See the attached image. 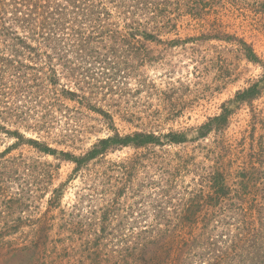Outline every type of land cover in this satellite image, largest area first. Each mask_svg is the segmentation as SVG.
I'll return each mask as SVG.
<instances>
[{"label":"rangeland","instance_id":"374dc122","mask_svg":"<svg viewBox=\"0 0 264 264\" xmlns=\"http://www.w3.org/2000/svg\"><path fill=\"white\" fill-rule=\"evenodd\" d=\"M178 19L177 33L164 34L163 44L148 48L146 64L130 53L118 54V63L129 67L126 74L110 63L106 69L84 63L89 85L80 86L88 100L49 93L37 99L42 107L30 110L35 98L4 96L0 124L75 155L115 131L186 132L192 140L224 103L264 75V0H203L196 16L184 13ZM177 38L179 45L169 43ZM249 50L258 61L249 60ZM63 74L58 92L81 88ZM112 75L118 77L111 82ZM231 108L228 126L205 140L117 149L78 172L73 163L0 130V264L183 263L167 252V236L180 227L177 212L204 172L219 168L234 184L237 174L247 171L253 114L264 116V94L251 107ZM260 127L254 136L263 133ZM58 189L62 196L55 201ZM101 228L102 237H95Z\"/></svg>","mask_w":264,"mask_h":264},{"label":"trees","instance_id":"16d2710c","mask_svg":"<svg viewBox=\"0 0 264 264\" xmlns=\"http://www.w3.org/2000/svg\"><path fill=\"white\" fill-rule=\"evenodd\" d=\"M202 3L203 0H0V103L2 97L12 94H22L23 99L35 98L28 107L30 110L42 107L37 99L49 93L73 101L88 100L91 96L80 86L89 85L86 74L89 69H85L84 63L95 62L105 69L110 63L117 73L126 74L129 67L124 62L118 63V54L124 51L133 60L146 64L148 48L163 44L164 34L177 33L178 17L184 13L196 16ZM181 42L177 38L169 43L176 46ZM240 44L249 48L245 42ZM248 58L258 61L252 50ZM120 66L124 71L118 70ZM59 68L64 74L58 72ZM62 74L81 88L62 87L58 92ZM117 75L109 76V81L116 80ZM11 79L15 81L10 83ZM263 94L264 75L224 103L222 112L197 128L192 140L186 132L121 135L115 131L113 136L98 140L86 153L75 155L59 152L40 140L24 138L1 124L0 130L8 131L42 154L73 163L78 172L117 149L178 146L205 140L228 126L233 105L244 103L251 107ZM99 111L112 123L108 113ZM13 112L20 113V107ZM39 126L38 122L31 127ZM259 127L263 133L256 137ZM250 137L247 171L239 172L234 184L229 183L221 169L212 168L200 176L199 188L188 192L177 212L180 227L167 236L171 240L167 251L170 258L177 254L176 259L183 261L181 264H194L193 258L202 264H264V116L253 114ZM61 196L58 189L53 199L60 200ZM179 231L180 235L175 236ZM104 232L105 228H101L95 237H102Z\"/></svg>","mask_w":264,"mask_h":264}]
</instances>
